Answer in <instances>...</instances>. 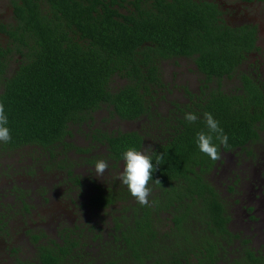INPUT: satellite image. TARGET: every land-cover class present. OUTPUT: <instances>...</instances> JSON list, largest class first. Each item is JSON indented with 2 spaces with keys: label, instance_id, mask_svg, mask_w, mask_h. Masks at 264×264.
Instances as JSON below:
<instances>
[{
  "label": "trees",
  "instance_id": "obj_1",
  "mask_svg": "<svg viewBox=\"0 0 264 264\" xmlns=\"http://www.w3.org/2000/svg\"><path fill=\"white\" fill-rule=\"evenodd\" d=\"M42 1L51 13L42 14L34 0L14 1L18 26L5 32L13 47H0V105L11 134L10 142H0L3 150L25 145L50 150L71 134V125L87 123L104 106L122 121H137L149 115L146 99L161 82L156 57L193 59L205 79L201 94L191 95L196 110H187L198 119L188 123L183 117L168 142L147 154L154 164L152 181H158L149 187L160 189V203L155 209L136 205L143 211L134 213L122 232L126 256L115 264H217L220 259L221 264H264L260 250L241 247L233 259L221 251L222 242L233 236L227 229L230 219L219 193L203 177L202 166L214 161L196 145L197 134L208 131L205 113L228 136L227 145L214 137L217 150L243 147L264 131V79L241 72L256 49V32L220 24L216 7L192 0H158L157 13L134 0L138 16L131 17H121L107 0ZM9 58L18 67L7 77ZM114 76L126 82L117 90L111 86ZM224 79L235 86L229 93L221 90ZM210 82L216 87L206 95ZM101 136L117 161L126 150L143 146L138 132ZM158 154L163 155L159 162ZM130 199L122 184L98 202L116 205ZM170 216L175 228L168 231Z\"/></svg>",
  "mask_w": 264,
  "mask_h": 264
},
{
  "label": "flooded vegetation",
  "instance_id": "obj_2",
  "mask_svg": "<svg viewBox=\"0 0 264 264\" xmlns=\"http://www.w3.org/2000/svg\"><path fill=\"white\" fill-rule=\"evenodd\" d=\"M14 1L19 0H0V28L5 30L0 31V47L4 50L13 47L5 32L18 26ZM157 1L141 0L140 5L157 13ZM162 1L171 3L174 0ZM192 1L216 7L220 24L256 32V49L246 56L242 64L244 71L241 72L252 79H264V3L259 0ZM34 2L43 11L42 14L51 13L50 8L44 6V1ZM107 2L121 17L138 16L134 0ZM45 8L47 11H44ZM9 59L7 77L12 76L18 67L15 58ZM156 59L161 82L155 93L146 99L150 106L149 115L137 121H123L127 129L136 122L141 124H138L137 131L127 132H138L144 137L140 151L145 155L168 142L179 121L185 113H189V108L196 110L191 95L201 94L200 87L205 84L193 59ZM182 63L194 65L202 82L198 81L196 89H182L180 100L169 104L171 116L164 118L159 114L160 101H166L175 92L179 94L176 91L179 90L178 85L173 80L176 74L172 73L171 81H167L165 67L170 64L172 68H180ZM115 80L121 79L114 76L113 82ZM227 81L224 79L223 83ZM118 88L114 87L115 90ZM233 88L223 87L221 90L229 93ZM212 90L208 84L204 91L209 95ZM93 114L87 123L71 125V134L50 150L25 145L5 151L0 143V264H44V261L50 264H115L126 256L122 232L131 225L134 213L143 210L135 209L139 203L130 194V200L116 205L101 206L98 197L116 194L122 185L119 177L123 170V161L109 156L101 134L109 136L127 132L116 127L106 133L101 120L94 123ZM149 128L156 130L152 142L147 136ZM258 135L255 142L243 147L226 150L220 146L218 159L213 160L209 167L202 166L205 181L219 193L225 203V215L230 219L227 229L233 236L222 242L221 251L231 259L241 247L264 252V131H259ZM146 140L150 141L151 148L147 147ZM98 160H105L109 165L103 175L94 171ZM218 181H221L219 185ZM160 197V189L154 186L147 205L155 209L154 204L160 203ZM170 217L168 231L175 228L173 217ZM117 223L120 229H117ZM163 226L157 224L156 228L162 230ZM183 227L187 229L186 225ZM222 260H218L217 264H221Z\"/></svg>",
  "mask_w": 264,
  "mask_h": 264
},
{
  "label": "clouds",
  "instance_id": "obj_3",
  "mask_svg": "<svg viewBox=\"0 0 264 264\" xmlns=\"http://www.w3.org/2000/svg\"><path fill=\"white\" fill-rule=\"evenodd\" d=\"M184 119L188 123H195L198 116L195 113H185ZM204 120L207 127V132H200L196 137V145L198 150L208 156L212 160L218 159L217 145L213 143V139L219 141L221 145H227L228 136L224 133L219 125V121L214 119L211 113L204 114ZM8 125V117L5 113L3 105H0V142L8 143L11 141V134ZM163 158L162 154H158L156 159L159 162ZM123 170L120 174L121 183L126 186L129 194L141 205L149 203V196L152 189L149 187V182L152 181L154 172V164L152 157L145 155L141 151L134 148L126 150L122 154ZM108 163L105 160L95 162L94 171L97 175H103L108 168ZM155 181L153 183H156Z\"/></svg>",
  "mask_w": 264,
  "mask_h": 264
},
{
  "label": "rangeland",
  "instance_id": "obj_4",
  "mask_svg": "<svg viewBox=\"0 0 264 264\" xmlns=\"http://www.w3.org/2000/svg\"><path fill=\"white\" fill-rule=\"evenodd\" d=\"M165 70H166V78L168 79L167 81H169V82L172 79V73L176 74V77L173 80H174V84L178 85L177 87L179 89V90H176L179 94H177L175 92L172 95H169V98H166V101H160V103L158 105L159 114L162 117L167 118V117H170L172 114V108L169 105L171 103V101L180 100L181 95H182L181 91L184 88L196 89L198 86V81L201 80V75L196 74L197 71H196L194 65H187L185 63H182L180 68H172L170 64H166ZM241 71H244V67H241ZM224 84H225V88H233L234 87V84H232V83L225 82V83H223V85ZM123 85H124V81H121V80H115L113 82L114 87H119V86L121 87ZM210 85L212 88L216 87L215 83H211ZM112 114L113 113H112L111 109L103 108V109H101V110H99L93 114L94 123L99 122V120H101V122H103V124L101 126L103 129H105L106 133L110 129H115L116 127L118 129L124 130L125 132L137 131V127H138L139 122H136L135 124H133L131 126V128L127 129L124 127L126 125V123L123 121H120L119 119H116ZM139 126H141V124H139ZM141 128L146 129V127H144V126H142ZM147 136H148V140L151 141V139H153L156 136V130L153 128H149ZM148 140H146V141H148ZM150 141L147 142V147H149V148H151L149 145ZM219 183H221V181H218V185H219Z\"/></svg>",
  "mask_w": 264,
  "mask_h": 264
}]
</instances>
